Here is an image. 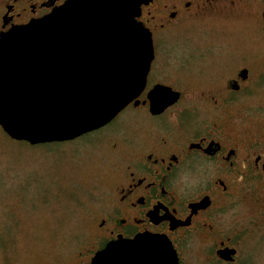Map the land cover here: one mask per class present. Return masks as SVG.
<instances>
[{"label": "flooded vegetation", "instance_id": "1", "mask_svg": "<svg viewBox=\"0 0 264 264\" xmlns=\"http://www.w3.org/2000/svg\"><path fill=\"white\" fill-rule=\"evenodd\" d=\"M68 1L0 0V35ZM239 1L141 6L137 20L151 32L154 48L146 86L121 112L128 115L122 129L106 133L115 118L82 136L109 135L113 157L91 242L68 259L57 254L38 264H92L109 243L145 234L166 237L178 264H264V57L226 72L219 57L207 54L212 47L187 61L181 43L170 39ZM158 87L171 91L155 99ZM168 92L178 98L164 106L173 99Z\"/></svg>", "mask_w": 264, "mask_h": 264}, {"label": "water", "instance_id": "2", "mask_svg": "<svg viewBox=\"0 0 264 264\" xmlns=\"http://www.w3.org/2000/svg\"><path fill=\"white\" fill-rule=\"evenodd\" d=\"M151 0H70L0 35V127L32 146L76 140L110 124L144 90L154 59L138 22ZM158 87V98L166 93ZM167 95V94H166ZM168 103L176 101L177 94ZM157 102H155L156 104ZM164 107H161L162 110ZM162 236L119 238L92 264H178Z\"/></svg>", "mask_w": 264, "mask_h": 264}, {"label": "rangeland", "instance_id": "3", "mask_svg": "<svg viewBox=\"0 0 264 264\" xmlns=\"http://www.w3.org/2000/svg\"><path fill=\"white\" fill-rule=\"evenodd\" d=\"M263 12L264 0H240L233 10L170 39L181 43L187 61L212 47L207 54L230 72L238 62L264 57ZM127 118L120 113L106 133L122 129ZM109 139L94 134L32 146L0 130V264H38L57 254L68 259L91 242V224L109 192Z\"/></svg>", "mask_w": 264, "mask_h": 264}]
</instances>
